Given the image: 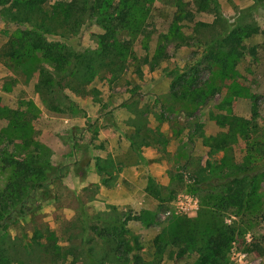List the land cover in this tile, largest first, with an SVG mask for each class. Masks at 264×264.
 I'll use <instances>...</instances> for the list:
<instances>
[{"label":"trees","instance_id":"16d2710c","mask_svg":"<svg viewBox=\"0 0 264 264\" xmlns=\"http://www.w3.org/2000/svg\"><path fill=\"white\" fill-rule=\"evenodd\" d=\"M153 1L56 0L48 4V0H0V18L3 22L11 18L17 24L13 30L5 31L7 39L0 46V62L5 66H19V72L27 78L33 74L35 67L38 71L36 89L45 95L46 110L59 114L84 115L79 104L63 92L65 89L77 97H96L99 91L92 87L96 79L110 73L112 82L126 71L130 62H133L134 71L139 75L142 73L139 63L148 64L149 70H153L163 60L169 43L193 44L200 48V54L185 67L167 72L171 83L168 96L161 105L162 117L168 118L170 114L180 112L184 117L194 116L196 109L206 105L226 83L229 94H243L237 80L236 65L242 57V41L261 31L249 14L261 12L264 15V0H252L251 5L241 9L230 22L222 16L218 0H195L193 5L196 13L212 14L214 18L211 22L195 21L188 4L178 0L167 31L158 34L150 55L148 47L152 31H147V21ZM183 21L191 24L188 34L182 32ZM88 25L99 29V32L91 33L95 47L75 49L68 41ZM138 38L145 39L143 49L146 53L141 59L132 49ZM203 71L207 73L206 77L202 76ZM24 114L25 111L0 107V117L7 120L5 130L23 138L20 147L22 158L13 152H0V173L8 172L16 178L15 182L7 183L0 190V264H10L19 253L34 251L55 258L69 254L73 262L80 264H141L142 259L137 254L139 243L127 237L128 223L136 221L150 227L155 213L148 211L120 213L114 206H107V211L89 213L80 203L75 218L66 221V241L69 238L72 245L65 249L59 248L56 236L46 228L35 229L26 241L8 233L6 224L36 210L41 196L43 199L50 198L48 187L54 181L60 182L67 173V169L62 171L48 158L25 152L33 140L28 137ZM213 119L220 127L228 126L227 131L219 134H200L203 143L213 151L225 152L237 135H247L250 123L247 119L226 118L224 115H214ZM192 124L194 130H200L199 122L195 120ZM34 133L35 137L37 131ZM74 139L76 137L72 136V148L75 146ZM259 145L254 144L255 148ZM83 146L85 160L81 165L85 167L88 147ZM183 157V154L177 153L176 160ZM225 158L224 154L220 160L222 164ZM253 158H248L251 163L247 160L236 170L227 171H215L218 166L207 161L202 166L197 158L177 169H170L166 186L149 179L145 191L158 201V206L172 199L176 190L184 184L183 170L191 173L192 182L187 186L195 193L206 192L208 202H213L193 218L173 216L167 221L152 240L151 247L154 256H158V263L162 264L164 254L171 257L170 248H177V257L187 251L196 253L192 264H231L227 251L234 239V228L225 225L218 210H213L221 200L224 202L222 197H212L211 194L217 190L234 192L239 202L246 205L250 193L246 186L241 185L242 176L259 169ZM94 170L99 176V184L108 187L115 170L110 160L94 157ZM200 205L206 204L200 202ZM74 228L78 229V234L71 236ZM19 264L23 263L19 261Z\"/></svg>","mask_w":264,"mask_h":264},{"label":"rangeland","instance_id":"374dc122","mask_svg":"<svg viewBox=\"0 0 264 264\" xmlns=\"http://www.w3.org/2000/svg\"><path fill=\"white\" fill-rule=\"evenodd\" d=\"M54 1L56 0H48V4ZM177 1H153L150 17L147 21V31H152L148 47L150 55L156 45L158 34L167 31L168 25L171 22L170 19L169 22L160 19L159 14L162 11V5L171 4L175 9ZM219 1L223 3L227 0ZM182 8H186V6H182ZM190 9L195 21H198L199 17H210L206 13V16L196 13L194 7ZM227 11V13L231 14V21L234 20V16H237L239 12L235 7L228 8ZM249 15L258 23L261 31L259 34L252 35L242 41V57L237 62L236 72L238 75L237 80L244 93L229 94L226 89L228 83H226L223 85L221 91L216 92L206 105L199 106L196 109L201 114V117L204 116V119L200 121L201 128L199 131L201 135H204V120L213 123L211 125L217 129L215 134L228 130L227 124L224 127H220L217 124V121L213 119L214 115H224L226 118L239 117L250 121L247 135L244 137L237 135L234 140L232 139L225 152L211 150L205 153L202 147H207V145L203 143V137L199 136L201 149L199 150L198 158L202 166L207 161L218 166L215 171L219 169L227 171L234 168L236 170L238 166L243 165L247 160L251 163L252 160L248 158L254 157L253 163L259 168L252 174L248 172L242 176L241 185L246 186L248 193H250L246 205L239 202L234 192L217 190L211 194L212 197H222L224 202L221 200L213 210H218L220 218L225 225L234 228V239L227 251V257L231 264H264V15L261 12H251ZM190 25L186 21L182 22V32L184 34L189 33ZM15 27H17V24L14 23L13 19L10 18L7 22H3L0 18V46L7 39L5 31H11ZM96 32H99V29L95 26H84L80 34L70 38L68 43L75 49H92L95 47V44L91 33ZM144 40V38L143 40L138 38L133 44L132 49L138 59H141L146 53L143 49ZM192 45L169 43L162 56L163 60L154 69H159L161 63H165L166 66L163 68V72L168 76L167 72L170 70L181 69L185 65L192 63L200 54V48ZM179 47H185L186 54L180 55L178 53L175 55ZM196 52L197 54H195ZM132 64L133 62H130L126 71L114 81H110V73H107L96 79L93 85L102 89V93L104 94V91L110 89V83L114 85L112 90L119 92L122 90L116 89V87H126L127 84L122 83L124 81L132 79L143 81L149 78L148 72L146 71V74L143 72L144 68L149 70L148 64L141 65L139 63V67L142 69L141 75L135 73ZM37 75L38 71L35 67L33 74L27 78L26 75L19 72V66H5L0 62V107L25 111L24 119L28 124V137L33 140L25 152L48 158L52 163L60 166L62 171H66L65 169H67V173L60 182L54 181L48 187L50 192L48 196L50 198L43 199V196H41L37 201L36 210L24 218H18L9 224L7 223L6 229L11 236L17 235L19 239L26 241L35 229L42 230L46 228L56 236V243L59 248L65 249L67 246L72 245L69 238L68 242L66 241L67 233L64 232L66 221L75 218L80 210V203H82L85 209L87 208L89 213L107 211V206L101 203L98 195L102 187L100 184L93 182L84 184L88 174L81 165L85 160L83 143L90 136H86L85 139L81 138V132L77 126H68L63 122L61 116L57 118L58 114L46 110L44 105L45 95L36 89ZM206 75L207 73L203 71L202 76L206 77ZM120 84L122 85L120 86ZM63 92L69 94L77 103H79L80 99L85 98L74 96L66 89ZM213 126L211 127L213 128ZM6 127L7 120L0 117V152H13L18 158H22L23 152L20 147L23 138L17 133L14 135L9 133L8 130H5ZM36 131L37 135L34 137L33 135H35L34 132ZM72 136L76 137V140L74 139V148L71 147ZM55 141H58L59 145L56 146ZM255 143H260V145L255 148ZM258 148L261 150H257ZM61 152L66 153L65 158L61 157ZM224 154L226 158L222 164L220 160ZM57 155L59 156L57 157ZM182 173L184 174V184L176 190L177 192L172 199L160 204V206L157 204L153 224L150 227H144L140 222L128 224L127 237L130 241L135 240L139 243L137 254L142 259L141 264H161V262L158 263V256L155 257L153 254V248L151 247L152 240L171 217L185 216L193 218L200 211L213 205L211 200L208 202L207 197L209 195L207 196L206 192L195 193L187 186L192 182L190 171L183 170ZM15 181L16 178L13 174L8 172L0 173V190L7 183ZM200 202L206 205L201 206ZM166 212L168 214H165ZM120 213L123 212L120 211ZM76 234H78V229L74 228L71 236ZM169 251L171 257L168 258L167 254H164L162 256V264H192L197 256L196 253H188L187 251L177 257V248H170ZM19 261L23 264H80V262H73L74 260L69 254L55 258L52 255L44 256L37 251L30 254L19 253L10 264H19Z\"/></svg>","mask_w":264,"mask_h":264},{"label":"crops","instance_id":"0c3cea01","mask_svg":"<svg viewBox=\"0 0 264 264\" xmlns=\"http://www.w3.org/2000/svg\"><path fill=\"white\" fill-rule=\"evenodd\" d=\"M181 2L188 4L187 7L190 9L195 0ZM251 3L252 0H227L223 3L218 0L221 14L229 22L232 17L227 13L228 8L235 7L240 11ZM161 8L160 19L169 22L175 10L173 5L164 4ZM198 13L204 16L208 14ZM208 15H210L208 18L199 17L198 21L211 22L214 17L212 14ZM176 51L175 55L187 52L185 47H179ZM160 66L159 69L153 70L144 68L143 72H148V79L124 81L122 83L127 84L126 87L121 86L122 84L121 88L116 87L122 90L119 92L112 90L114 88L112 83L104 94L102 89L92 84V87L99 91V95L96 97L89 95L80 99L78 104L84 115L55 113L58 114L57 118L61 116L68 126H77L81 138L90 136L83 143L88 147L86 152L88 163L84 167L88 177L84 184L100 183L99 176L94 170V157L110 160L114 166L111 184L108 187L102 186L98 195L103 205L114 206L119 211L155 213L158 201L145 191L149 179L162 186L167 185L168 171L177 169L188 161L193 162L198 158L201 149L200 131L194 130L192 123L195 120L200 123L204 116L201 117L198 111H195L192 117H184L181 112L172 113L168 118L160 114L161 105L168 96L171 83L170 78L163 72L166 64L161 63ZM211 124L213 123L210 121H203L205 136L217 132ZM55 144L59 145L58 141H55ZM202 148L205 153L211 151L208 146ZM177 153L183 154L184 157L176 160ZM61 157L65 158L66 153L61 152ZM130 223L137 222L131 221L128 224Z\"/></svg>","mask_w":264,"mask_h":264},{"label":"built area","instance_id":"2783aa9c","mask_svg":"<svg viewBox=\"0 0 264 264\" xmlns=\"http://www.w3.org/2000/svg\"><path fill=\"white\" fill-rule=\"evenodd\" d=\"M165 214H168V212H166Z\"/></svg>","mask_w":264,"mask_h":264}]
</instances>
